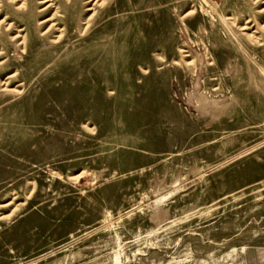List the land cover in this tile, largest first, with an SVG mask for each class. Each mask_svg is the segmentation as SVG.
Segmentation results:
<instances>
[{
	"label": "rangeland",
	"instance_id": "1",
	"mask_svg": "<svg viewBox=\"0 0 264 264\" xmlns=\"http://www.w3.org/2000/svg\"><path fill=\"white\" fill-rule=\"evenodd\" d=\"M23 1L66 30L2 59L0 264H264V0Z\"/></svg>",
	"mask_w": 264,
	"mask_h": 264
},
{
	"label": "bare ground",
	"instance_id": "2",
	"mask_svg": "<svg viewBox=\"0 0 264 264\" xmlns=\"http://www.w3.org/2000/svg\"><path fill=\"white\" fill-rule=\"evenodd\" d=\"M54 1L55 0H43L39 4L44 5L50 3L47 6V8L43 9V10H47L48 8H53L52 6L54 5L53 4ZM70 1L72 0H68L67 2ZM108 1L109 0H87L88 3L94 2V5L93 7H89V8L85 7L87 8V11L92 13L88 16L89 18L88 21H86V24L84 25L85 27L83 28V31L87 30V28L90 26L92 19L96 16L97 14L96 6L99 7L104 6L105 4H107ZM1 3L2 0H0V16L3 15V12H5V7L1 5ZM9 3L13 5L12 7H15L16 11L18 12L22 11L24 13L23 15L28 14L29 16H31L32 20L25 21L24 24L21 25L18 21H14V22L11 21L12 19H10L8 13L6 12H5V16L2 19H0V92H7L11 82L14 79H17L18 76V70H15L6 79L1 78L3 75H5L4 74L5 72L9 71L10 68L9 66L10 59L4 61H2V59L9 57V51L11 49L16 52L20 50L23 54L29 53V51L31 50V46H30L31 42H33L32 41L33 39L31 38L34 37V34L31 33V31L33 30V25H34L33 23H35L36 28L40 27L38 29V32L41 40L43 41L46 40L47 37L53 34H58V36L53 37L50 41L56 47H60L63 44L65 30H66L64 26H60V23L55 18L60 13L58 9L59 7L54 8L55 12L50 18L42 21L39 20L36 21L38 14L36 15L33 14L32 8L27 5L26 1L9 0ZM43 10L40 12H43ZM40 12L37 13L40 14ZM11 14L14 16V13ZM47 24H49L50 26L48 25L49 27L46 30H43L44 26H46ZM242 30H246V27L244 26ZM4 35L7 36L6 39L3 38ZM246 38L250 39L251 41L257 44L262 45L259 37H253V34L251 33L250 34L247 33Z\"/></svg>",
	"mask_w": 264,
	"mask_h": 264
}]
</instances>
